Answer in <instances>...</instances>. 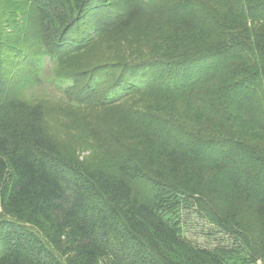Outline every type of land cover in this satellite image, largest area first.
Returning a JSON list of instances; mask_svg holds the SVG:
<instances>
[{
    "label": "trees",
    "instance_id": "16d2710c",
    "mask_svg": "<svg viewBox=\"0 0 264 264\" xmlns=\"http://www.w3.org/2000/svg\"><path fill=\"white\" fill-rule=\"evenodd\" d=\"M166 28L204 42L146 54L152 76L111 96L135 73L113 72L108 51ZM47 59L61 101L103 110L88 133L99 153L81 156L28 96ZM253 130L264 136V0H0V264H264Z\"/></svg>",
    "mask_w": 264,
    "mask_h": 264
},
{
    "label": "rangeland",
    "instance_id": "374dc122",
    "mask_svg": "<svg viewBox=\"0 0 264 264\" xmlns=\"http://www.w3.org/2000/svg\"><path fill=\"white\" fill-rule=\"evenodd\" d=\"M209 8L212 13L216 14L217 16V19H215V21L218 24V28L222 27V25L224 26L225 22L227 23V25H229V21L227 20V16L229 14L225 10L219 8L211 1H209ZM157 31L160 32L151 33L140 43L132 42V44H126L125 46L108 51L110 61L107 57H104V59L108 62L113 63V72L117 73L119 69L123 67L121 65L114 64L115 62H124L121 64H130L127 67V72L133 71L135 73V75L126 77V79L122 82L120 88H117L116 90L111 92V96L123 95L124 91H131L141 81L146 80L144 79V77L149 78L152 76L151 72L155 68V66L147 63L149 59L143 60L146 58V54H153L160 48H162L164 45H168L172 42L174 43V41L175 43H178L179 47H190L192 46V44L197 45L198 43L204 42L203 36H179L177 35L175 30L170 28L161 29ZM209 39L212 40V36ZM54 67L55 64L53 61H51L50 59H47L45 61L44 71L42 72L43 83L29 89L28 96L32 97L41 95L39 101L43 103L46 112V119L51 131L55 135H59L63 139H65L68 144L75 147V149L78 150L81 156L87 157L99 153L102 150V144L96 142L95 140H92L89 137L88 133L90 131V128L94 127L95 124H97L96 121L102 114L103 110L98 108H90L88 110L77 109L71 107L67 102L61 101V97H63V94L58 91V89L53 85L50 79V72L51 70H54ZM109 69L111 70L112 67H110ZM102 71L103 69L99 71V75L102 74ZM157 82H161L160 79L156 80V84ZM81 84L83 86L85 85L83 81ZM106 89V87L105 89H101L100 93L105 92ZM138 98H140V96L136 97V100ZM142 98L143 101L140 102L138 105L149 108H157V100H155L152 96H143ZM163 103L169 104L168 106L172 108L171 110V108L169 107V110H171L175 114L176 118H178L179 120V123H181L182 125L188 124L192 129H196L195 131H198L202 137H208L213 134L211 126L206 125V123L201 119L197 120L191 113H186L180 105H174L172 103L170 104V101L167 100L163 101ZM231 119L232 118L229 117L230 123ZM195 124H197L198 128L195 127ZM233 126L237 128L236 124ZM253 136L255 137L256 142H258L259 144H263L264 136L262 133H256L255 130H253ZM182 218L185 222V214L182 215ZM191 219L192 220L190 221L189 226L186 222L184 224V236L194 242L200 241L202 243L204 240V235L202 234L200 226L197 225L200 221H198V218L192 215ZM192 227L194 228V230H196L197 235H199L195 236L197 240L194 239V232H192Z\"/></svg>",
    "mask_w": 264,
    "mask_h": 264
}]
</instances>
